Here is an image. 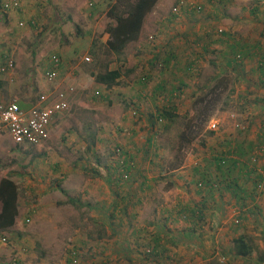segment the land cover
Here are the masks:
<instances>
[{"label":"crops","instance_id":"obj_1","mask_svg":"<svg viewBox=\"0 0 264 264\" xmlns=\"http://www.w3.org/2000/svg\"><path fill=\"white\" fill-rule=\"evenodd\" d=\"M57 1L55 2L57 3ZM87 1L92 3L90 7L93 6V11L88 13V16L96 18L101 14V11L104 13L108 4L113 0ZM177 1L179 0H157L150 13L146 14L138 38L123 50L130 52V55H127V57L129 56L127 58L129 67L123 81H118L121 78L118 75L115 83L106 87L96 82L93 83V76L90 77L92 80L88 81L87 76L83 77L82 74L80 76L81 82L74 85L75 89L64 86V90L70 89L71 92H74L73 98H70V93L66 98L67 110L57 114L52 120L48 127L47 139L40 146L26 147L33 149L39 147L40 149L37 150L39 154H50L47 156H51L53 153L50 149L51 144L59 140L64 142L66 148L74 144L76 150L81 148L83 151L85 150L84 152L91 153L99 147V141L110 140L122 144L128 151L127 155L129 154V157L131 155L130 158L139 164V167L135 166L136 168L131 170V175L135 173V175L142 174L145 176L143 175L145 172L161 170L162 165L153 168L149 167V162L146 163L147 157L155 154L153 153L154 139L151 130L156 127L157 134L159 132L161 137L164 135V131L169 129L172 120L178 115V107L186 102L188 93L194 91V86H191V91L187 85L189 81L190 83L193 82L191 79L193 80L198 75L199 72L195 70L198 67H194L201 61V58L204 59V56L210 52L209 45H217L216 57L221 59L225 69L233 70L235 64L233 62L228 64L231 59V55L228 56V50L238 45H241L240 47L244 48L241 49L249 54L245 61L250 59L253 61L264 54L259 53V49H262V43L258 39L254 41L239 40L240 38L231 32H224V35L216 37L215 31H213L216 30V27L213 28V25L209 23V19L223 18L226 7H264V0H249L248 5L242 0H185L198 4L197 6L202 7L203 11L201 10V14L182 13L179 18H175L170 15L169 9ZM56 3L55 7L60 10L62 5L59 7ZM65 4L67 6L65 9L66 17L72 13L75 17L74 13L78 7L77 1L70 0ZM25 5L21 16L15 13H10L7 16L8 31L9 29L14 30L16 34L18 32L20 34H26L25 31L30 32L33 29L27 25L21 28L17 27L19 20L26 22L30 17H34L41 23L40 18L38 20V15L35 13V7H32L31 0H27ZM257 13L258 11L255 9V13L252 14H256L258 20L264 22V13ZM68 20L67 17L66 22H64L66 24L61 26L65 31L71 27V22ZM154 31L158 34V41L160 42L159 47H155V49L147 43L145 38L146 35ZM72 33L70 31L71 36ZM71 38L75 39L74 36ZM126 48L128 49L126 50ZM65 49L64 52L69 50ZM13 52L11 54L13 58L12 72L0 73V104L14 101L21 109L27 110L25 106L31 105L32 101L30 89L25 90V87L20 85L19 79L33 70L36 72L37 78H35V86L30 84L31 90L36 88L39 93L45 92L44 85L40 84L39 66L42 61L39 55H34V62L29 58L24 65L21 60L23 53L17 51L13 54ZM4 55L10 56L6 52L2 54L1 51L0 64ZM65 57H67L66 53ZM157 62L162 63L161 69L156 67ZM188 62L189 66L187 65ZM244 67L245 65L239 67L237 74L242 77L241 79L245 80V77L248 76H259V71L255 70L257 67L245 68L248 70L242 69ZM64 69H66V64L59 66L56 80L63 79ZM107 70L117 71L114 67H110V64ZM141 73L147 76L145 85L137 79ZM219 73H224V71ZM96 85H101L102 88ZM257 90L253 87L254 94L257 93ZM96 91L99 92L100 96L102 94L106 96L103 95L104 100L101 103H98L99 101L93 96ZM240 92L239 98L244 101L246 99L244 95H247V91L245 94L244 91ZM49 95L51 94H47V96ZM27 97L29 98L27 99ZM127 102L134 104L132 106L142 112L143 118L131 119L125 110L128 105ZM257 103L259 100L253 99L250 103L248 101L247 105H239L238 107L244 109L246 106L249 109L253 104L257 106ZM105 107H110V109H106L104 113ZM161 109L168 112L172 118L171 120H167L165 117L162 119L161 114L162 120L159 123L162 125L159 128L158 122L154 121V113ZM248 114L253 115L254 111L249 110ZM82 115L91 117L87 119L90 125L83 127L85 132L88 131L85 135L78 133L82 128ZM101 122H104V126L99 128L98 125ZM256 124L253 120V130L259 133L260 128H255ZM119 131H122L123 137L118 134ZM254 132L247 133L246 136L243 133L236 140V144L239 143L242 152H248L250 147L258 143L264 147V137ZM100 133L101 135H99ZM101 138L104 139L101 141ZM254 139L258 142L252 141ZM7 144L11 145L12 143L6 132L0 130V150L4 151L5 154H9L8 151L10 150ZM216 144L221 145L219 141H215L213 149L216 148ZM146 150L148 154H145ZM199 162L201 163L198 166H187L179 173L170 172L171 174L174 173L171 175L172 180H170L171 186L174 187L171 189L170 195H167L166 192L160 193V189L153 190V186L147 184L145 177H140L137 195L133 197L130 193L128 200L126 195L118 197L115 192H112L113 195L109 192L108 186L109 184L113 185V182L110 178L112 173L106 165L101 173L100 168L92 169L90 179L86 180L88 183L86 181L84 183L82 182V175L85 170L74 161L65 169L63 177L64 185L67 186L64 188L69 196L66 198V202L72 205V209L77 204L80 206L81 202L84 207L90 209V221L94 225L96 224L93 230L98 235L103 234L101 230L104 227L102 221L110 219L109 214L112 212H118L114 209L116 199H120V203L125 204L127 202V211L135 210L125 215L124 219L128 243L125 242L123 247H117L115 240L113 242L108 241L107 245H104L105 248L100 249L102 256L108 255L107 259L113 260L112 264H120L117 262L120 260L125 261V264H222L221 258L227 260L224 264H264V239H256L257 236L264 234V190L258 193L259 196H255L251 180L245 170L236 167L230 170L238 189H242L243 193L248 194L250 198V200H246L249 207L248 213L241 214V218H238L239 224L234 225L233 221L238 216L236 207H238L240 200L237 196H233L229 190L220 192L197 191L194 187L196 182L205 179L208 175H218V170H220L212 158L210 160L202 159ZM138 168L140 169L138 170ZM253 169L255 173L264 172L263 152L257 163V169L254 167ZM209 170H213V172L216 170V172L213 173ZM9 181L13 182L12 178ZM80 182L83 183V186ZM86 186L89 188L86 189ZM77 200L80 202L77 203ZM153 203H155L154 210H152L153 215L137 212L142 204L148 206ZM143 209L146 211L147 208L144 207ZM198 209L202 211L200 218H196L194 213ZM94 212L96 215H92ZM106 213H108L107 217ZM97 226L100 228L98 231H96ZM109 231L106 232L109 234ZM236 239L246 243L247 254L244 258L234 257L236 250L232 241ZM261 240L262 242H258V246L254 243V241ZM148 247L152 249L153 253L150 255L143 254L142 250ZM80 259L86 260L84 257Z\"/></svg>","mask_w":264,"mask_h":264},{"label":"rangeland","instance_id":"obj_2","mask_svg":"<svg viewBox=\"0 0 264 264\" xmlns=\"http://www.w3.org/2000/svg\"><path fill=\"white\" fill-rule=\"evenodd\" d=\"M55 1L57 0H31L32 7H35V13L38 15V20L40 18L42 23L41 31H25L26 34H20V32L16 34L14 30L10 29L8 31L9 27L6 19L0 15V52L2 51V54L4 52L8 53L12 60V51H14L13 54L17 51L23 53L21 60L24 65L29 58L34 62L36 55L41 57L40 60L42 62L39 66L41 74L40 84L44 85L46 91L39 93L36 88L31 90L30 84L32 83L35 86V78H37L36 72H33V70L19 79L20 85L24 86L25 90L29 88V93H31V105L25 106L26 109L35 104L39 95L67 91L68 89L64 90V86L75 89L74 85H78L81 82L80 76L82 74L84 75L83 77L87 76L88 81H91L92 78L90 77L93 76L94 79L96 74L102 73L105 69L107 70L110 64V67H114L118 71L121 77L118 81L121 82L129 67L127 61L129 57L127 55H130L129 50L123 51L117 56L103 52L102 46L107 40L104 29L107 24H111V20L105 16L108 7H106L104 13L101 11L99 16L93 18V16H88V13L93 11V6H88L89 2L87 0H74V2L77 1L78 7H76L77 10L74 13L75 17L72 15L73 13L67 16L68 21L71 22V27L68 31H65L61 26L66 24L64 23L67 20V12L65 11L67 6L65 3L70 0H61L60 2L58 0V4ZM242 1L247 3V5L250 3L249 0ZM55 3L59 7L62 5L60 10L55 7ZM101 8L103 9V7ZM255 9L258 13H264V7H226L223 18L209 19V23L213 25V28L216 27V30H213L216 37H219L224 32H231L233 35H237L240 38L239 40L254 41L258 39L262 43V49H259V53L263 54L264 22L258 20L256 14H252L255 13ZM218 30L221 33H217ZM70 31L73 32L72 36ZM150 35L155 37L152 48L159 47L158 34L155 31L149 33L145 37L146 41ZM171 35L173 37V34ZM73 36L75 39L71 38ZM65 48L69 50L64 52ZM209 49L210 52L204 56V59L201 58V61L195 65L194 68L197 66L198 68L195 70L199 73L193 80L191 79L193 82L190 83L189 81L187 85V88L191 91V86H194V91L188 93L186 102L178 107V115L172 120L169 129L165 130L164 135L161 137L159 132L157 134L158 130L156 127L151 130L154 139V152H152L155 154L147 157L146 163L148 164L149 162V167L153 168L162 165L161 170L145 172L143 174L145 176L128 173L126 181H119L117 175L120 172V168L116 164L117 159L113 150L116 147L121 148L124 158L131 159V155L130 157L128 156L129 154L127 155L128 151L122 144L110 140L102 141L104 138H101L102 142H98L99 147L94 152L92 151V154L84 152L85 150L83 151L81 148L76 150L74 144L66 148L64 142L59 140L51 144L50 149L53 152L51 156L43 153H40L42 154L40 155L37 151L40 149L39 147L33 149L26 146L16 147L13 144H7L10 149L8 151L9 154H5L4 151L0 150V180H11L12 178L16 207V216L12 227L0 230V264H69V256L72 251L75 253L76 264H112L113 260H108V255L102 256L100 249L105 248L104 245H107L108 241L113 242L115 240L117 247H123L125 242L128 243L126 241L127 234L124 219L125 215L135 210L127 211V202L125 204L120 203V199H116L114 209L118 212H112L109 214L110 219L102 221L104 227L101 229L103 231L101 235H98L93 230L96 224L94 225L90 221V209L84 207L82 202L80 206L77 204L72 209V205L66 202V198H69V196L64 188L67 186L64 185L65 180L63 177L65 169L74 161L79 163L85 170L82 175V182L84 183L90 179L92 169L100 168L101 170L99 171L101 173L106 165L107 169L112 173L110 178L113 182V185L109 184L108 190L110 193L115 192L118 197L126 195L128 199L130 193L135 197L140 177H145V181L153 186V190L160 189V193L166 192L167 195H170L171 189L174 188L170 184L171 175L183 171L187 166H198L201 163L199 161H202V159L210 160L212 158L214 160L223 150L228 148L232 150L241 134L244 133L246 136L247 133L254 132L252 127L253 120L254 123H257L255 128H260L259 133H254L261 136L264 129V108L261 107V104L257 103V106L253 104L249 109L246 106H244V109L238 106L247 105L248 101L250 103L253 99L260 101L261 97L264 96V88H257L253 85L257 82L256 76L245 77V80L241 79L242 77L237 75L240 69L237 68V62H235L233 70L225 69L222 66L221 59L216 57L217 45H209ZM65 53L67 57H65ZM52 56L58 57L60 65L66 64V69H64L63 79H55L53 82L47 83L43 76L44 68L47 67L46 64H48V60ZM232 56L236 61L240 60L241 62L242 60L241 66L245 65L242 69L256 67L257 65V58L253 61L251 59L245 61V57L241 58L240 55L238 59L235 58L238 55L233 54ZM85 57L88 59L87 62L83 60ZM220 71H224V73H219ZM142 74L138 77L144 76ZM138 77L137 79H139ZM96 86L102 88L101 85ZM253 87L258 89L256 94L253 93ZM240 91H244V94L247 91L246 96L243 94L246 98L244 101L239 98L241 96ZM69 93L70 98H73L74 92ZM103 95L105 96V94H102L94 98L99 101L98 103H101L104 100ZM127 104L125 110L131 119L139 120L143 118L142 112L132 106L134 104L129 102ZM106 109L109 110L110 107H105L104 113ZM249 110H253L254 114H248ZM131 112H134L137 116L132 117ZM158 113H160V110L154 114ZM82 116V128L78 133L85 135L88 131L85 132L83 127L90 125L87 119L91 117L88 115ZM210 122L216 124L215 131L209 130L208 125ZM236 123L240 124L243 130H236L234 128ZM103 124L104 122L99 123L98 127L101 128L104 126ZM158 125H160V128L162 124L158 123ZM118 134L123 137L121 135L122 131H119ZM157 135L158 137H156ZM215 141H219L221 145L216 144V148L213 149ZM252 141L258 142L255 139ZM252 147H254L253 151L247 155H252L256 152V162L252 168L257 169V163L262 152L264 154V147L259 143L254 144ZM145 154H148L147 150ZM132 159L133 168L139 167V164ZM46 167L49 168L47 169ZM173 171L175 172L171 174L170 172ZM210 172H213V170ZM215 172L216 170L213 173ZM216 176L208 175L205 178L215 179ZM86 182L88 183V181ZM85 188L87 189L89 186ZM155 193L157 192L155 191ZM255 196H259V194L256 193ZM78 202L80 201L77 200ZM154 206L155 203L148 206L142 204L136 210L143 214L153 215ZM144 207L147 208L146 211L143 209ZM108 213H106V217ZM92 215H96V213L94 212ZM99 229V226H97L96 231ZM108 230H110L109 234L106 232ZM44 231L45 233H43ZM263 235L257 236L256 239H264ZM1 239L4 240L1 241ZM258 242L261 243L262 240L254 241L257 246ZM147 249L151 248L148 247ZM147 249L142 250L143 254L146 253ZM81 257L86 260L80 259ZM220 261L224 264L227 260L221 258ZM117 262H120V264L126 263L123 260Z\"/></svg>","mask_w":264,"mask_h":264},{"label":"built area","instance_id":"obj_3","mask_svg":"<svg viewBox=\"0 0 264 264\" xmlns=\"http://www.w3.org/2000/svg\"><path fill=\"white\" fill-rule=\"evenodd\" d=\"M27 0H0V15L5 19L10 13H15L18 16H21L24 12V7H26ZM92 3L89 2L88 6H91ZM200 7L195 5L190 1L179 0L177 1L170 10V15L172 17H180L182 13H191L199 11ZM24 25L29 26L31 29L35 31H41L42 24L37 21L34 17H30L26 22L23 20H19L17 22V27L21 28ZM217 33H221L220 30ZM155 37L154 35H150L147 38V43L153 47ZM236 59L239 56H235ZM84 61H88L85 57ZM60 66V60L56 56L50 57L48 60L47 67L44 70V79L47 83L53 82L57 77V71ZM157 68L162 67L161 63L158 62L156 64ZM13 70V61L8 55H4L0 64V73H10ZM138 81L141 84L146 83L147 76L144 75L139 77ZM71 92L70 89L67 91H58L49 96L47 95H39L35 104L27 110L21 109L14 101L0 104V130H3L8 135L11 143L16 147L22 146H30L36 147L40 146L47 139V131L48 127L51 124L52 120L56 117L57 114L64 112L67 110L66 98ZM94 97H99L98 92L93 93ZM163 109L160 110V113L155 115V122H161L160 115L162 114ZM132 117H136L137 115L134 112H131ZM209 130L215 131L216 124L210 122L208 125ZM236 130H240V124L236 123ZM243 130V129H241ZM230 149V148H228ZM229 150H223L220 152L217 157V165L225 166L227 160H233L234 165L236 167H242L246 170L251 169L256 162V158L254 157L255 153L250 155L248 161L246 159L239 158L233 155ZM232 151V150H231ZM122 149L119 147L114 148L113 153L116 156V164L120 168V172L117 175L118 180L124 182L127 180V175L129 170L133 168L132 161L129 158H124L122 156ZM195 189L199 192H203L205 190H216L221 187V185L216 184L215 182H200L198 181L194 185ZM262 188L261 183L257 182L255 189L256 191H260ZM196 218H200L201 214L195 213ZM234 225L239 224L238 217L233 221ZM4 239H1L3 241ZM153 253L152 249H147V255ZM221 260V259H220ZM69 264H76L75 253L73 251L69 256Z\"/></svg>","mask_w":264,"mask_h":264},{"label":"trees","instance_id":"obj_4","mask_svg":"<svg viewBox=\"0 0 264 264\" xmlns=\"http://www.w3.org/2000/svg\"><path fill=\"white\" fill-rule=\"evenodd\" d=\"M156 1L157 0H113V2L108 5V9L105 14L106 18L111 20V24H107L104 29V33L107 35V40L102 46L103 52L105 54L117 56L122 53V51L127 45L134 42L138 38L144 17L152 9ZM201 10L202 7H200L199 13L201 12ZM193 13H198V11ZM221 35L224 34L222 33ZM240 46L238 45L235 48L228 50V54L231 55V59L228 64L230 65V62L236 64L235 62H237V68L241 67L242 60L241 62L240 60L236 61L234 60L232 55H240L241 58H247L249 56L247 52L241 49L243 47ZM187 65L189 66V62L187 63ZM256 67L259 71V76L257 77V82L253 85L257 88H264V54L257 59ZM118 75L119 74L117 71H108L105 69L102 73L96 74L93 80L96 83L109 87L110 85H113L115 83V80L118 78ZM259 103L261 104V107L264 108V96L261 97ZM162 116V119L165 117L167 120H171L172 118V116L165 111L162 112ZM262 134L261 136L264 137V129L262 131ZM253 149L254 147H250L248 152H242L240 150L239 143H235L232 151L231 149L226 150H229L233 155L242 159H246V161H248L250 159L248 158L250 155L247 154L253 151ZM229 151L226 152L229 153ZM213 162L215 163L216 167L220 169L218 170V175L215 179L205 178L200 180V182H215L216 184L221 185L220 188L214 191L205 190L206 192H220L221 190H229L233 196H237V198L240 200L238 207H236L238 213L237 217L241 218L242 215L248 213L249 207L246 203V200H250V198L248 197V194L243 193L242 189H238L235 184V181L233 180L232 172H230V170L234 169L235 167L234 161L227 160L225 166L217 165L216 159H214ZM238 169L245 170V172L248 174L247 176L251 180L253 192L255 191L254 195L264 190V172L255 173V170L253 168L246 170L245 168L239 167ZM131 170L132 169L129 170V174L131 173ZM257 182L261 183L262 185L260 191H256L255 189ZM15 209L16 207L14 185L11 181L7 179H2L0 180V230H6L12 227L16 216ZM194 213L202 214V211L198 209ZM232 245L235 247L236 250L234 257L238 256L240 258H244V256H246V243L243 240H233Z\"/></svg>","mask_w":264,"mask_h":264}]
</instances>
